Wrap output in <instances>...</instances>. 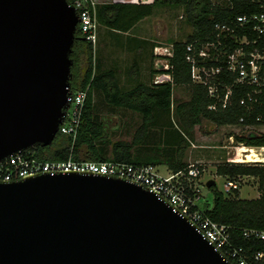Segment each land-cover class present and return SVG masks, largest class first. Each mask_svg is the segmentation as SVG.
<instances>
[{"label":"water","instance_id":"95a60500","mask_svg":"<svg viewBox=\"0 0 264 264\" xmlns=\"http://www.w3.org/2000/svg\"><path fill=\"white\" fill-rule=\"evenodd\" d=\"M78 23L67 0H0V160L56 138ZM0 264L230 263L154 193L70 171L0 181Z\"/></svg>","mask_w":264,"mask_h":264},{"label":"trees","instance_id":"16d2710c","mask_svg":"<svg viewBox=\"0 0 264 264\" xmlns=\"http://www.w3.org/2000/svg\"><path fill=\"white\" fill-rule=\"evenodd\" d=\"M263 2L264 0H228L225 5H222L213 2V0H153L150 3L111 0L98 3L96 5L98 28L101 25L116 32H128L138 21L152 15L158 4L183 7L184 16L193 27L192 33L184 40L171 42L173 55L168 58V68L158 69L152 61L150 70L151 75L157 72H168L171 74L172 81L153 83L151 76L149 82L137 81L126 87H121L116 81L114 71H105L100 68L96 47L94 49L93 44L84 38L78 26L71 58L73 64L78 63V60L75 62V47H78L79 64L83 62V68L79 76L71 75L70 88L74 90L88 89L77 136L73 139L69 135L58 132L51 145L45 147L37 145L31 149L42 160H64L71 156L75 160L96 162L114 160L155 165L153 159L148 161L149 159L136 158L132 151V145L143 141L149 127L158 119L159 114H170L174 85H187L190 89V98L177 102L173 106V113L176 114L184 128L178 129L180 135L182 132H190L194 125L201 122L202 118L216 126L264 123V87L257 94V102L251 104V109L239 102L248 90H252V87L243 85L233 86L230 104L226 108L208 109V106L215 100L208 95L205 85L192 81L190 65L185 60L187 44L212 41L215 37L214 26L216 23L234 26L236 16L258 11ZM235 28L239 33L244 31L241 27L236 26ZM249 36L253 37V33H249ZM95 90H99L103 94L105 101L117 106H112L113 108L126 107L137 111L142 117V122L133 140L131 142L114 141L111 156H107L97 143L103 137L104 129L103 123L95 118ZM258 116L261 117L259 121L256 120ZM241 117H243V121L239 122ZM234 140L247 146H264V133L235 134ZM107 157L111 159H107ZM187 165L188 163L179 158L168 168L176 171ZM216 174L229 178L248 175L257 180L259 195L255 198H241L239 190L225 194L216 186H212L210 188L211 199L205 198V212L212 220L228 226L231 242L235 246L242 247L247 257L251 258L256 253H261L255 264H264V240L245 237L243 234L245 229L264 230V164H233L224 160L216 164Z\"/></svg>","mask_w":264,"mask_h":264},{"label":"built area","instance_id":"2783aa9c","mask_svg":"<svg viewBox=\"0 0 264 264\" xmlns=\"http://www.w3.org/2000/svg\"><path fill=\"white\" fill-rule=\"evenodd\" d=\"M69 4L78 13V26L81 34L95 46L98 29L96 20L98 1L72 0L69 1ZM236 26L243 28V33H239ZM214 30L215 37L212 41L200 44L189 43L186 46L185 60L190 65L191 79L207 87L208 95L215 100L208 106V109L211 110L224 109L230 104L234 85L252 87V90H248L239 100L240 104L251 109V104L257 102V94L264 87V2L258 11L236 16L234 26L216 23ZM249 33H253V37H250ZM153 55L155 66L162 64L163 68H168V58L173 55L172 44H155ZM167 81H172L171 74L168 72H157L152 77L153 83ZM87 89L69 88V106L59 125V133L69 135L73 139L77 136ZM256 120H261V117H256ZM242 121L243 117L239 122ZM226 125L229 126L228 128L245 129L248 133H264V123ZM231 132L229 131L228 140L231 142L230 144H233L234 132ZM253 147L260 149L263 146ZM227 148L229 149L227 154H229L231 146H227ZM232 149L234 157L229 158L228 156L225 160L229 163L264 164V160L243 162V159L238 155L237 146H233ZM222 161L224 160H197L188 162L185 168L176 171L169 169L166 173H161L156 165L150 163L137 164L114 160L96 162L75 160L71 156L64 160H42L30 148L0 160V181L9 182L41 173L56 174L70 171L124 179L154 193L157 199L168 204L173 212L185 217L195 231L230 264H255L261 253L258 252L251 258L247 257L242 247L235 246L231 242L228 226L212 220L205 212L206 196L202 193L200 177L205 172L207 165ZM222 177L225 183L221 191L225 194L234 190L240 192V188L246 182L244 177L254 178L248 175H239L233 178ZM243 234L245 237L264 240V230L245 229Z\"/></svg>","mask_w":264,"mask_h":264},{"label":"rangeland","instance_id":"374dc122","mask_svg":"<svg viewBox=\"0 0 264 264\" xmlns=\"http://www.w3.org/2000/svg\"><path fill=\"white\" fill-rule=\"evenodd\" d=\"M213 2L225 5L228 0H213ZM100 28H102L101 25L97 32ZM146 28L156 35L154 44L168 45L175 40L186 39L193 31L191 23L184 16L183 7L161 4L156 5L154 8L153 14L150 15L146 24ZM75 51V62L78 60V63L72 65L71 75L79 76L82 73L83 62L79 64L78 47H75ZM188 98H190V89L187 85H174L170 114H159L158 119L149 127L143 141L133 143L132 145V151L136 158L141 160L149 159L148 161L153 159L154 164L161 173L169 171L168 167H170V164L179 158L183 162L188 163L189 161L195 162V159L199 158L216 161L226 160L228 156L229 158L234 157L232 147L240 143L233 140V144H230L231 142L228 140L229 131H232L231 133L234 132V135L248 133L245 129L239 130V127L216 126L209 120L202 118L201 122L194 125L190 132H182V135H180L179 130L183 127L178 121L176 114L173 113V106L177 102L187 100ZM94 101L95 118L97 121L103 123L104 129L103 137L97 143L107 156H111L114 141L125 140L131 142L133 140L142 122V117L137 111L126 107L113 108L117 106L105 101L103 94L99 90L94 91ZM224 145L226 147H223ZM227 146H231L229 154H227L229 151ZM107 159L111 158L107 157ZM216 164L210 163L207 165L205 172L200 177L202 193L208 199H211L212 193L210 188L205 185L207 180L213 178L218 190H223L225 183L224 178L216 174ZM244 179L246 182L240 188V197H256L259 191L257 180L250 177H244Z\"/></svg>","mask_w":264,"mask_h":264},{"label":"crops","instance_id":"0c3cea01","mask_svg":"<svg viewBox=\"0 0 264 264\" xmlns=\"http://www.w3.org/2000/svg\"><path fill=\"white\" fill-rule=\"evenodd\" d=\"M108 1L111 0H99L98 2ZM140 1L153 2V0ZM131 2L137 3L139 0ZM149 17L138 21L128 32H116L106 27L100 28L97 32L94 48L97 47L100 68L105 71H114L116 81L121 87H126L137 81L149 82L151 76L154 75H151L150 70L152 61L155 62V59L152 58V46L156 41V35L146 28ZM195 160L210 159L199 158Z\"/></svg>","mask_w":264,"mask_h":264},{"label":"bare ground","instance_id":"6f19581e","mask_svg":"<svg viewBox=\"0 0 264 264\" xmlns=\"http://www.w3.org/2000/svg\"><path fill=\"white\" fill-rule=\"evenodd\" d=\"M237 152L243 162L249 161H263L264 160V146L260 149L254 148L253 146H247L245 144L237 145Z\"/></svg>","mask_w":264,"mask_h":264}]
</instances>
